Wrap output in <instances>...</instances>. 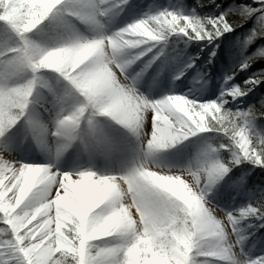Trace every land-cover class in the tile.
Instances as JSON below:
<instances>
[{"label": "clouds", "instance_id": "clouds-1", "mask_svg": "<svg viewBox=\"0 0 264 264\" xmlns=\"http://www.w3.org/2000/svg\"><path fill=\"white\" fill-rule=\"evenodd\" d=\"M0 264H264V0H0Z\"/></svg>", "mask_w": 264, "mask_h": 264}]
</instances>
